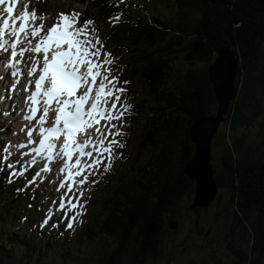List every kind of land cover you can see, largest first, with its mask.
<instances>
[{
	"label": "trees",
	"instance_id": "16d2710c",
	"mask_svg": "<svg viewBox=\"0 0 264 264\" xmlns=\"http://www.w3.org/2000/svg\"><path fill=\"white\" fill-rule=\"evenodd\" d=\"M168 1L169 13L153 15L154 22L125 3H93L109 24L113 45L128 54L131 63L124 71H132L153 102L146 121L140 119L144 129L131 169L97 184L99 190L105 186L95 214L78 229L73 246L67 230L55 234L36 227L35 206H26L28 198L0 169V264H59V254L71 257L73 250L104 236L115 249L98 264H146L159 257L167 214L185 196L195 195L196 184L186 175L195 153L191 127L218 109L209 73L226 45L236 53L241 73L236 101L226 115L228 144L213 163L214 178L219 190L231 195L235 221L252 236L248 253L234 252L230 244L239 259L235 264H264V0ZM138 102L141 117L146 110Z\"/></svg>",
	"mask_w": 264,
	"mask_h": 264
},
{
	"label": "snow or ice",
	"instance_id": "6c2138e0",
	"mask_svg": "<svg viewBox=\"0 0 264 264\" xmlns=\"http://www.w3.org/2000/svg\"><path fill=\"white\" fill-rule=\"evenodd\" d=\"M7 2L0 0V5ZM39 2L43 3L44 0ZM12 3H17V0H12ZM0 11L7 12L11 18L14 10L9 6ZM23 16L24 22L19 24L18 29L16 20L10 24L9 19L0 17V52L8 57L0 67L3 70L17 69L11 72L15 77L21 74L19 66L27 63L25 74L31 78L24 87L28 93L25 97L27 108L22 110L23 119L28 122L21 129L25 133L26 142L17 143L13 148L28 149L22 152L25 157L34 154L28 161L33 165L37 163L38 157L48 162L61 156L67 158L65 167L60 168L61 173L66 171V176L57 191L67 189L60 197L59 209L69 216L66 229L71 230L78 217L84 214V205L80 203L84 193L81 191L77 196L73 191L76 178L81 177L78 183L85 185L102 165L103 172L110 171L112 161L116 158V148L124 147L118 138L124 135L123 121L132 105L122 102V94L127 89L117 87L119 77L111 76L110 66L115 63V58L112 53L103 50L104 45L93 20L81 22L80 13L62 12L45 31V17L38 15L36 9L30 13L25 11ZM115 19L119 20L120 17ZM37 20L41 22L37 24ZM36 38L38 40L33 44ZM25 40L32 47H23ZM101 55L103 60L100 59ZM123 83L127 84L128 81ZM29 85L34 90H30ZM38 112L42 114L38 116ZM50 112L54 113L51 118ZM50 119V126L45 127ZM101 121L105 123L101 124ZM113 121H119L120 124ZM32 123L39 125V128L30 127ZM37 132L40 137L38 142L33 139ZM61 139L63 142L58 145L56 141ZM4 151L8 155L13 154L11 148H5ZM49 171V163H44L35 175L40 176ZM9 182H12L11 177ZM69 194L72 195L66 200ZM75 209L79 211L71 214V210ZM50 218V212L46 213L42 226L47 225Z\"/></svg>",
	"mask_w": 264,
	"mask_h": 264
},
{
	"label": "rangeland",
	"instance_id": "374dc122",
	"mask_svg": "<svg viewBox=\"0 0 264 264\" xmlns=\"http://www.w3.org/2000/svg\"><path fill=\"white\" fill-rule=\"evenodd\" d=\"M85 1V4L80 3L78 0H45L44 3H41L43 11H48L49 18L52 22L56 21L59 12H70L74 9L78 10L84 20H93L95 22V28L98 32V35L103 42L104 51L112 53V57L115 58V63L111 65V76H118L120 83L117 87H124L127 89L125 93L122 94V102L124 104H131L132 108L128 111L126 119L123 121L122 131L124 135L118 138L123 144L122 149H117L115 155L117 161L115 162L114 168L110 169V173L102 176L103 165L101 168L95 172L93 176L90 177L89 183L85 185H80L78 183L81 177H77V183L75 184L74 193L79 196V193L83 191V197H80V203L84 205V214L78 217L77 222L74 223V228L71 230L66 229V224L69 219L68 215H65L61 212L60 215H56L59 207L55 208L54 201L57 198L50 197V193L59 192L60 195H64L63 191H57V186L54 185L55 175L53 173V182H44L39 185L32 186L33 192V207L35 206L36 211L34 215H31L32 222L38 227V229L48 228L51 232H62V226L65 230L69 231L68 233V242L72 246L75 245L77 241L78 229L81 225H85L88 219L92 218L95 214L93 213L94 207L97 203L98 196L103 192L104 186L99 190L96 188V183H92V180L98 181V177L101 176L100 181L103 177H111L122 170L127 171L131 169V159L135 154V147L140 139V136L144 129V124L140 119L146 121V112L151 108L153 102L151 98L147 95V89L143 83H139L136 78L132 77V71L124 72V66L126 63H131L127 61L126 52L123 50L114 49L111 47L108 40L107 22L98 19V8L93 6V2ZM105 1V0H103ZM99 3H102L98 1ZM129 4L140 7L134 9L131 6L133 12L139 10L140 12L146 14L144 17L148 20L151 18L153 20V15L160 16L166 11V14L169 13L168 8L171 6V1L168 0H128ZM162 11V12H161ZM149 13V14H148ZM165 14V15H166ZM126 15L122 16V20ZM225 47H228L227 45ZM231 50V49H230ZM232 51V50H231ZM231 57L228 55V62ZM229 64V63H228ZM107 67V66H106ZM128 67H131L129 64ZM241 69L237 72L235 79V86L237 88L239 74ZM106 74V73H103ZM124 81H128L127 84H124ZM2 87V85H0ZM237 90V89H236ZM216 102L219 104L217 96L214 91ZM1 96V92H0ZM138 101H141L144 104L143 116L139 117L138 112L141 110V106ZM4 105L0 106V111L4 108ZM2 108V109H1ZM217 111V107L214 109V113ZM132 113V114H130ZM212 114L214 116L216 114ZM228 113V112H227ZM129 115V116H128ZM227 115V114H226ZM226 115L223 122L220 124V128L212 142V152H213V163L217 164L225 146L228 144V123L226 122ZM112 123L120 124L119 121H113ZM7 121L2 117L0 118V128L5 126ZM204 124V123H203ZM12 138V135L6 134L0 138V145H3L4 140H9ZM111 139V137H110ZM5 141V142H6ZM193 143V142H192ZM0 146V147H1ZM146 151L140 152V158L144 157ZM119 163V164H118ZM214 166V164H213ZM138 167H136L137 169ZM15 173V172H14ZM20 177V183L24 187L23 191L26 188H30L29 185L32 183L27 179L26 175H17ZM122 180H117L116 184L121 186ZM28 186V187H27ZM27 190H25L26 192ZM58 194H56L57 196ZM72 195V194H71ZM70 196H66L68 199ZM25 196H23L24 198ZM220 199L218 200V198ZM28 198V203L26 206L31 203ZM195 199V195H187L185 199L178 203L174 210H171L167 214L164 223L165 230L162 244L160 246L161 255L155 259H151L146 264H235L239 259L237 255L234 254L237 250L241 252L248 253L251 246V233L247 230V227L244 223L235 221L234 217V205L231 203V195L228 189L219 190L218 196L216 199L205 208H196L192 210L190 206L192 205ZM76 202V200H74ZM73 202V203H74ZM24 207V204L22 203ZM197 210V211H196ZM201 210V211H198ZM79 209L71 210V214ZM32 212V210L30 211ZM51 214L49 223L42 226V222L46 218V213ZM176 224V225H175ZM42 228H39V226ZM174 227V228H173ZM247 232V233H246ZM105 238L98 239L97 242H91L84 244L79 248V250H73L71 252V257H66L63 254H59L57 259L59 264H98L99 258H103L110 251L115 249V243L108 236ZM229 243V244H228ZM230 244H234V252L229 249ZM64 253V252H63ZM130 255H132L130 251ZM254 259V256L251 258Z\"/></svg>",
	"mask_w": 264,
	"mask_h": 264
},
{
	"label": "water",
	"instance_id": "95a60500",
	"mask_svg": "<svg viewBox=\"0 0 264 264\" xmlns=\"http://www.w3.org/2000/svg\"><path fill=\"white\" fill-rule=\"evenodd\" d=\"M216 1L211 0L213 4ZM228 55L231 57L229 62ZM239 70L240 63L236 53L229 47L221 49L217 58L210 65L209 79L213 84V91L217 96L219 106L216 115L203 117L194 122L191 127L195 153L186 166V173L197 183L194 191L195 199L190 206L192 210L198 207H208L218 196L219 187L214 178L215 170L212 164V142L229 107L236 101L238 92L235 79ZM203 125H207V127L202 129Z\"/></svg>",
	"mask_w": 264,
	"mask_h": 264
},
{
	"label": "bare ground",
	"instance_id": "6f19581e",
	"mask_svg": "<svg viewBox=\"0 0 264 264\" xmlns=\"http://www.w3.org/2000/svg\"><path fill=\"white\" fill-rule=\"evenodd\" d=\"M14 120H16V119H14ZM105 122L104 121H101V124H104ZM11 124H17V122L16 121H13V122H11ZM207 127V125H203V126H201V128L202 129H204V128H206ZM216 137V136H215ZM214 140V139H213ZM211 154H212V158H213V152H211ZM59 158V157H58ZM212 164H213V161H212ZM54 168V167H53ZM213 168H214V166H213ZM50 169H52L51 168V166H50ZM55 173H56V175H58V171H57V169L56 168H54V170H53ZM187 171V170H186ZM60 174H63V173H61V172H59ZM186 175H187V173H186ZM187 177L190 179V180H192V181H194L195 182V184H197L196 183V181L195 180H193V179H191L188 175H187ZM57 182H61V180H58ZM64 191V190H63ZM3 194V193H2Z\"/></svg>",
	"mask_w": 264,
	"mask_h": 264
}]
</instances>
